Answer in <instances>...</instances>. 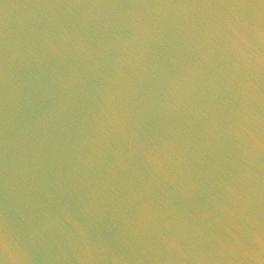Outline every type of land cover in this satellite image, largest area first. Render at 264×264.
I'll return each instance as SVG.
<instances>
[{
    "label": "water",
    "instance_id": "95a60500",
    "mask_svg": "<svg viewBox=\"0 0 264 264\" xmlns=\"http://www.w3.org/2000/svg\"><path fill=\"white\" fill-rule=\"evenodd\" d=\"M0 264H264V0H0Z\"/></svg>",
    "mask_w": 264,
    "mask_h": 264
}]
</instances>
